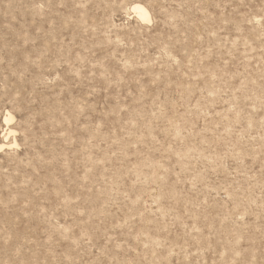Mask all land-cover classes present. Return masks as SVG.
<instances>
[{
	"label": "rangeland",
	"instance_id": "rangeland-1",
	"mask_svg": "<svg viewBox=\"0 0 264 264\" xmlns=\"http://www.w3.org/2000/svg\"><path fill=\"white\" fill-rule=\"evenodd\" d=\"M0 143V264H264V0H0Z\"/></svg>",
	"mask_w": 264,
	"mask_h": 264
},
{
	"label": "bare ground",
	"instance_id": "bare-ground-1",
	"mask_svg": "<svg viewBox=\"0 0 264 264\" xmlns=\"http://www.w3.org/2000/svg\"><path fill=\"white\" fill-rule=\"evenodd\" d=\"M130 9L133 11V13H135L137 15V17L141 21L145 22V21H149L150 20V13H149L148 9L145 7V5H143L142 3H140V2H133L131 4V6H130ZM12 118H13L12 114L10 112H7L5 114V116H4V121L6 123H8ZM12 133H13L12 128L10 126H8V124H6V128L4 129V131L2 133V137L6 139ZM13 144L15 145L16 142L14 141ZM4 147H5V144L4 143H0V150L3 149Z\"/></svg>",
	"mask_w": 264,
	"mask_h": 264
}]
</instances>
